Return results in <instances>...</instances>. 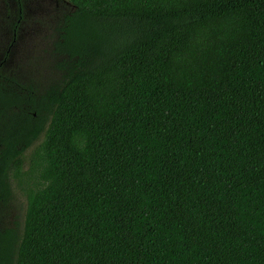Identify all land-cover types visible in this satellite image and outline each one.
Instances as JSON below:
<instances>
[{"label":"trees","instance_id":"1","mask_svg":"<svg viewBox=\"0 0 264 264\" xmlns=\"http://www.w3.org/2000/svg\"><path fill=\"white\" fill-rule=\"evenodd\" d=\"M67 1L57 76L0 70V264H264V0Z\"/></svg>","mask_w":264,"mask_h":264},{"label":"rangeland","instance_id":"2","mask_svg":"<svg viewBox=\"0 0 264 264\" xmlns=\"http://www.w3.org/2000/svg\"><path fill=\"white\" fill-rule=\"evenodd\" d=\"M73 11L67 0H27L23 4L19 28L12 39L11 25L17 21L15 0H0V70L22 83L45 86L58 74L53 42L65 14ZM8 51L3 63V56ZM30 150L27 151L28 157ZM26 199L14 188L9 203L0 210L1 225L15 227L22 223Z\"/></svg>","mask_w":264,"mask_h":264}]
</instances>
